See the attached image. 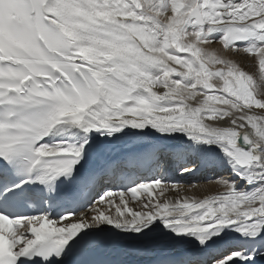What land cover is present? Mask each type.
Returning a JSON list of instances; mask_svg holds the SVG:
<instances>
[{
    "label": "snow or ice",
    "instance_id": "obj_1",
    "mask_svg": "<svg viewBox=\"0 0 264 264\" xmlns=\"http://www.w3.org/2000/svg\"><path fill=\"white\" fill-rule=\"evenodd\" d=\"M214 43L264 79V0H0V264L133 241L183 248L158 264H264V91ZM130 132L235 179L170 200L165 175L114 170L100 190L86 165Z\"/></svg>",
    "mask_w": 264,
    "mask_h": 264
},
{
    "label": "bare ground",
    "instance_id": "obj_2",
    "mask_svg": "<svg viewBox=\"0 0 264 264\" xmlns=\"http://www.w3.org/2000/svg\"><path fill=\"white\" fill-rule=\"evenodd\" d=\"M218 46H219L218 49H217V47L211 46V45H209L208 47H209L210 50L215 51L216 54L221 55V56H223L225 58H230L233 61L238 62L233 57L230 56V53H227V52L224 53L223 48L221 47V45H218ZM243 66L247 67V64L243 63ZM251 67H252L253 70H256L255 72H257L258 69H259L258 68V62L255 60V63ZM132 131H136V130H132ZM96 162H97V159L93 158L92 160L89 161L88 164H94ZM191 178H193V176H187L186 178H184V180H182V181H180L178 183H180V184L189 183ZM200 180H203V179H200ZM221 184H222V187H221ZM224 186H225L224 182L223 183L222 182H218V184H200V185L194 184L193 186H190V187H187V188H185V187L180 188V186L177 185V188H180L183 191L181 193H180V190L179 191H175V190L169 191V192H167L165 194V197L167 199H170V200H174L178 196L179 197H183V198H187L190 201L193 200V199L199 200V199H203L205 197L211 196V195H216V194L223 193L222 191L226 190V189H224ZM132 204L133 203H130V206L135 208L136 205L134 204L135 206H132ZM72 219L75 220V217H72ZM148 250H150L149 253H151L152 255H158V251H156L154 249L146 248V250L144 252L147 253Z\"/></svg>",
    "mask_w": 264,
    "mask_h": 264
},
{
    "label": "rangeland",
    "instance_id": "obj_3",
    "mask_svg": "<svg viewBox=\"0 0 264 264\" xmlns=\"http://www.w3.org/2000/svg\"><path fill=\"white\" fill-rule=\"evenodd\" d=\"M218 45H220V44L214 43L211 46H215L218 49V47H219ZM223 51H224V53L226 52L224 49H223ZM227 53H230V56L233 57L236 61H238L240 63V66L242 67V69L244 71H246L248 74H251L253 76L257 91L258 92L264 91V85H263L264 79L261 78V74H260L259 69L257 72H255L256 70H253L251 67L255 63V59L253 57L246 55V54H243V53H231V52H227ZM243 63H246L247 67H244ZM218 182H222V181H220L219 179H215V180H208V181L199 182V183H201V184H218ZM190 185H192V184H190ZM182 186L185 188L187 187L186 184H183ZM221 187H222V184H221ZM224 189H226L225 186H224ZM222 192H224V191H222Z\"/></svg>",
    "mask_w": 264,
    "mask_h": 264
}]
</instances>
